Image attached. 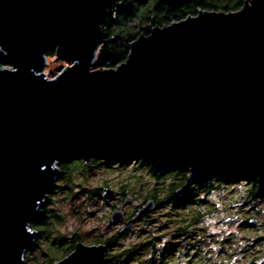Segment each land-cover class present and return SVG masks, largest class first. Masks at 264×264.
Here are the masks:
<instances>
[{
    "label": "water",
    "instance_id": "water-1",
    "mask_svg": "<svg viewBox=\"0 0 264 264\" xmlns=\"http://www.w3.org/2000/svg\"><path fill=\"white\" fill-rule=\"evenodd\" d=\"M117 1L0 0V264H23L38 235L29 224L66 160L131 155L264 183V0L152 28L117 67L92 70ZM52 50L71 66L49 79ZM131 201L110 215L121 232L156 210L150 199L126 221ZM106 263L104 245L79 242L54 264Z\"/></svg>",
    "mask_w": 264,
    "mask_h": 264
},
{
    "label": "rangeland",
    "instance_id": "rangeland-1",
    "mask_svg": "<svg viewBox=\"0 0 264 264\" xmlns=\"http://www.w3.org/2000/svg\"><path fill=\"white\" fill-rule=\"evenodd\" d=\"M0 55L3 56L1 50ZM57 59L58 58L55 57L47 60L44 74L49 79H54L67 66H71L60 60L61 63L57 61ZM106 156L107 155L92 157L89 158L90 160L83 158L84 160H89L86 163L85 161L74 160L67 165L69 168L72 166L81 167L85 163L86 170L89 168V171L79 172L73 174L71 177L70 187L73 189V197L77 193L80 194L78 198L75 199L76 205H81L79 215H73L71 213L72 206L70 204L65 205L62 202L55 203L53 209L63 215L64 220L56 226L50 240L41 243L40 247L42 250H47L52 243H58L61 240L71 243L76 237L83 240H79L78 243L80 242L85 245H98V243L93 242L94 239H107L117 233L121 234L120 228L110 223V215L113 212L112 205H117V203H115V201L106 203L101 198L102 191L105 188L118 193L125 192L124 199L133 198V202L125 206L123 209L127 217L132 216L137 208L144 205L153 193H156L159 196V199L165 200L166 188H163L164 190L158 188L160 183L153 180L147 169H140L136 166L137 162L133 159L129 161L123 160L121 162L115 158L108 159ZM124 156L127 157L131 155ZM141 158L142 160L144 159L143 157ZM63 162L57 164V168H60V164ZM157 163H159V167L161 168L165 169L167 167L160 162ZM234 174H238V172ZM190 175L195 179L200 178L193 176L191 173ZM68 177V175H63V178L61 179L63 181L60 182L64 185L62 190L66 196L69 194L66 187L68 186L66 183ZM57 180L58 178L56 179L55 185ZM171 181L172 180L165 181V187H168L171 184ZM55 185L53 186L51 193L58 192V190H55ZM97 189L101 190L99 192V202L97 201V198L93 197V195L96 194ZM84 191L91 192L87 195L89 198H87L86 195H83ZM247 196L248 187L244 181L239 183L225 182L213 186L207 192L202 193L197 191L192 193L191 198H193V201H191V203L190 201H186L183 203V205H185L184 207L177 206V208H175L176 211H181L182 213L175 214L172 211L171 206L160 204L155 215L149 219L136 223L129 232L121 234L117 238L115 244L111 248L106 249V254L120 255L127 250L134 251V255L129 261H126L125 257L121 256L120 259L115 260L114 264H147L149 262H153L154 264H193L196 258L194 256L195 252H198L200 248L199 243H197V237L202 236V234L197 232V229L203 228L207 231L210 229L213 238H207V245L216 248V242H219L221 237L228 236L229 232L233 230L229 228H217L214 225L215 221L221 217L229 216L227 214L228 212L224 211L227 209V205L246 204V202L243 201V198ZM183 197L184 195L178 196L180 199ZM95 201L96 204H94ZM204 204H208L209 207L210 205H214L216 212H213L204 220V222L194 224V214L199 208L206 209L200 207V205ZM248 204L263 205V207L259 209L264 211V203L249 201ZM118 208L117 205V209ZM235 209L239 211L237 207H235L234 210ZM39 210L41 212V207ZM234 210H230L229 213H234ZM91 214L92 216H90ZM183 220H191L190 225L188 224L189 222H185V224L181 223ZM188 225L189 227H187ZM180 229L181 231L182 229L186 231L188 230L187 232H184L185 236H180V232H175V230ZM36 240L37 238L35 239V242ZM196 244L199 246L198 250L196 249ZM168 246H174L177 250L173 251L168 256L163 257L165 248ZM40 252L36 249L32 253V259L29 261V264H34L35 261L39 262L42 260L43 256ZM49 255L54 256L56 254L53 252L49 253ZM106 258L108 259L109 257ZM60 260L62 259H58L56 262ZM108 263L110 262L107 261L106 264Z\"/></svg>",
    "mask_w": 264,
    "mask_h": 264
},
{
    "label": "trees",
    "instance_id": "trees-1",
    "mask_svg": "<svg viewBox=\"0 0 264 264\" xmlns=\"http://www.w3.org/2000/svg\"><path fill=\"white\" fill-rule=\"evenodd\" d=\"M249 0H182L174 7H164L158 4L157 0H118L115 4L105 13L100 26L103 32V41L97 53V57L91 65L92 70L97 69H109L115 68L122 62H124L129 54V45L133 43L140 36H147L152 28L163 27L172 23L184 20L190 16H196L200 11L202 12H222L230 13L239 11ZM47 60L55 58V50H52L46 55ZM57 61L61 62L59 59ZM62 63V62H61ZM8 63L5 58L0 55V67H7ZM106 158H115L119 161L133 159L140 169H147L157 183H160V189L166 188L170 190L183 189L184 199L176 200V194L171 191V194H166V200L159 199L156 193L150 195V199L156 201L158 205L165 202L172 203L174 206H178L180 202H186L185 197L189 196L190 190H196V192H207L210 188L220 183L234 182L239 183L241 181L246 182L248 187V197L251 202L264 203V183L260 180L259 176L249 175L246 180L244 176L247 172H238L236 170L225 173H213L205 176H201L199 179H195L190 175L188 168H181L176 165H169L165 169L159 167V163L150 159H143L136 156L124 155H107ZM75 161H85L83 158H76ZM74 160H66L60 164V174L58 176L55 190L58 192L49 193L45 198L46 201L40 206L41 212L37 219L33 220L29 224V228L32 231L38 233L35 245L26 251L23 258L24 264H29L32 253L38 249L42 253V260L35 261L34 264H54L58 259H63L72 251H74L75 245L78 241H83L81 238L76 237L71 243L61 240L58 243H52L47 250H42L40 245L43 241L50 240L52 233L57 225L62 222L63 215L56 212L53 207L55 203L62 202L63 204H70L71 213L73 215H79L80 206L76 205L75 199L80 195L75 194L73 197V189L70 187L71 177L73 174L79 172H87L85 163L83 166L67 167ZM216 174H222V176H215ZM63 175H68L66 183L68 184L67 191L69 194L63 192L64 185L60 183ZM171 181L168 187H165V181ZM164 190V189H163ZM100 189L96 190L95 198L100 199ZM186 191V193H185ZM188 192V193H187ZM91 193V192H90ZM88 191H84L83 195L90 194ZM124 195L126 194L123 192ZM56 198V199H55ZM89 198V196H87ZM99 199L97 200L99 202ZM149 199V200H150ZM65 201V202H63ZM188 201V200H187ZM96 204V201L95 203ZM93 204V205H94ZM83 205V203H82ZM92 205V206H93ZM39 207V208H40ZM92 216V214L90 215ZM79 219V218H78ZM119 233L107 239H94L93 242L104 245L106 249L111 248ZM55 252L56 255L51 256L49 253ZM107 255V254H106ZM134 255V251L127 250L120 255L108 254V264H114L116 259H120L124 256L126 261H129Z\"/></svg>",
    "mask_w": 264,
    "mask_h": 264
},
{
    "label": "flooded vegetation",
    "instance_id": "flooded-vegetation-1",
    "mask_svg": "<svg viewBox=\"0 0 264 264\" xmlns=\"http://www.w3.org/2000/svg\"><path fill=\"white\" fill-rule=\"evenodd\" d=\"M215 176L219 177V176H222V174H216ZM248 176L249 174L246 173L244 176V179L246 180L247 178H249ZM171 191H173L176 194V200L184 199V197L182 199L178 198V196L183 195L184 193L183 189H175V190L165 189L166 194H171ZM190 191L191 193L196 192V190H193V189ZM124 196L125 195L123 192L121 193L117 192V196L113 200V202L115 201V203H117L119 207L118 209H120L121 205H123L127 199H131L132 200L131 202H133V198L124 199ZM165 200L167 201V197H165ZM185 200L186 201L188 200L191 203V201H193V198H191V194L189 195V197H185ZM243 201L246 202V204L242 203V204L227 205V209H225L224 211L228 212L227 214L229 216L221 217L217 221H215L214 225L217 228H222V229L229 228L233 230L229 232L228 236L221 237L220 241L216 242L215 244L216 248H214L211 245L210 246L207 245L208 244L207 238L208 239L213 238L212 233H210L211 230L209 229L207 231L206 229H203V228L197 229V232L199 234H202V236L197 237V240H198L197 243H199L200 248L196 244V249L198 250L199 248V250L198 252H195L194 256L196 258L193 264H264V211L260 210L263 207V205L248 204L250 201L248 196L243 198ZM130 203L124 205V207L129 205ZM183 203L184 202H180L178 206L184 207L185 205H183ZM155 204H156V210L152 214H150L147 218H144V219H141L135 222L126 231L121 232V228L123 227L122 224L116 225L117 227L120 228V233L125 234L129 232L136 223L142 220H145V219H149L153 215H155L158 209V206H159L156 201H155ZM117 205L116 204L112 205L113 211L117 209ZM164 205L171 206L172 211L175 214L182 213L181 211L179 212L176 211L175 208H177V206H174L172 203L165 202ZM200 207H203L206 209L199 208L198 210H196L194 214V218H193L194 224L199 223V222H204V220L207 217H209L213 212H216V208L214 205H210L209 207L208 204L207 205L204 204V205H200ZM235 207H237L239 211L236 209L234 210ZM208 208H211V209H208ZM138 209L139 208H137L136 211ZM230 210H234V213H229ZM135 212L133 213V215L135 214ZM132 216L127 217L125 215V220L128 221ZM228 221H233V222L230 224L228 223ZM185 222H189L188 224L190 225L191 220L189 221L183 220L181 223L185 224ZM189 225L187 227H189ZM187 231L184 229H182V231L181 229L175 230V232H180L181 234L180 236H185L184 232H187ZM176 250L177 248L174 246L166 247L163 257L168 256L169 254H171L173 251H176ZM147 264H154V263L149 262Z\"/></svg>",
    "mask_w": 264,
    "mask_h": 264
},
{
    "label": "bare ground",
    "instance_id": "bare-ground-1",
    "mask_svg": "<svg viewBox=\"0 0 264 264\" xmlns=\"http://www.w3.org/2000/svg\"><path fill=\"white\" fill-rule=\"evenodd\" d=\"M108 261V260H107Z\"/></svg>",
    "mask_w": 264,
    "mask_h": 264
}]
</instances>
